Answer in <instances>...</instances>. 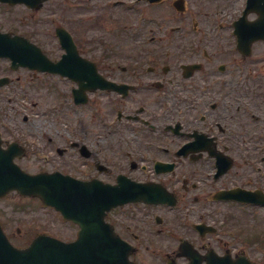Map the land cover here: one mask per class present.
Here are the masks:
<instances>
[{"label":"flooded vegetation","instance_id":"flooded-vegetation-1","mask_svg":"<svg viewBox=\"0 0 264 264\" xmlns=\"http://www.w3.org/2000/svg\"><path fill=\"white\" fill-rule=\"evenodd\" d=\"M104 20L106 33L88 35L89 21ZM60 28L88 60L74 65H94L121 89H89L88 69L82 84L53 77L67 88L69 138L41 128L34 148L19 128H0V151L8 158L15 144L17 164L36 159L33 173L89 182L95 196L118 180L123 193L144 192L103 218L132 264H264V0H0V36L28 39L54 62L61 54L35 37L60 52ZM8 64L0 58V79ZM9 196L0 225L11 240L8 208H49L18 194L21 205H8ZM52 217L56 231L31 223L19 246L39 234L77 239L76 223ZM103 225L91 230L102 242Z\"/></svg>","mask_w":264,"mask_h":264},{"label":"water","instance_id":"water-1","mask_svg":"<svg viewBox=\"0 0 264 264\" xmlns=\"http://www.w3.org/2000/svg\"><path fill=\"white\" fill-rule=\"evenodd\" d=\"M64 48L66 54L62 60L52 63L43 58L40 51L27 40L0 36V56H8L13 66H26L66 77L77 76L83 81L82 74H79L82 67L80 69L72 67L73 60H81L74 46L64 45ZM91 68L94 73V67ZM89 86L92 89L101 87L90 82ZM2 165L4 164L0 163V166ZM7 189L8 192L17 191L22 195L39 197L45 204L60 211L64 218L78 223L82 230L78 240L73 243L38 236L26 249H16L7 241L0 229V264H130L127 259V245L120 241L111 229L104 242L100 233L96 235L90 233V230L93 225L98 226L104 211L128 201L132 195L122 194L116 188L105 187L102 193L103 203L101 207L95 208L93 206L95 203L89 200L88 183L75 182L57 174L27 175L11 165L10 161L8 183L0 184V192ZM160 199L162 198L157 194L156 202ZM93 237H98V241H93Z\"/></svg>","mask_w":264,"mask_h":264},{"label":"rangeland","instance_id":"rangeland-1","mask_svg":"<svg viewBox=\"0 0 264 264\" xmlns=\"http://www.w3.org/2000/svg\"><path fill=\"white\" fill-rule=\"evenodd\" d=\"M93 24L94 22L89 21L86 25L88 35L93 37L101 36L100 34L106 33L111 27L107 20L102 21L98 27H94ZM91 27L93 28L90 29ZM102 37L108 38L103 35ZM35 38H38L48 51L53 52L54 58L59 56L60 52L56 47L52 50L51 42L48 40L50 37ZM95 55L96 53L93 54V56ZM8 77L12 84L0 90V128L35 129L37 135L40 128H48L53 134L68 138L74 116L71 113L69 99L64 98L67 92L65 83L51 77L33 76L25 70L10 72L9 67ZM41 81L43 83H40ZM91 124L93 123L84 122L81 128H90ZM31 140L37 141V138ZM29 167L31 170L35 168L34 165ZM8 205L18 206L21 204L11 198L8 199ZM52 222L51 214L48 215L36 207H30L25 211L8 208V230L12 234V241L15 244H23L24 240L20 234L27 230L29 224L35 223L32 226L36 231H40L42 228L56 231ZM17 228L20 229L19 234H15ZM24 236L27 235L24 234Z\"/></svg>","mask_w":264,"mask_h":264}]
</instances>
